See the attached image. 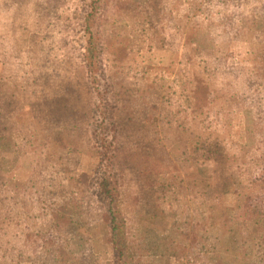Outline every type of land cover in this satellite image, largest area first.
<instances>
[{
	"label": "rangeland",
	"instance_id": "obj_1",
	"mask_svg": "<svg viewBox=\"0 0 264 264\" xmlns=\"http://www.w3.org/2000/svg\"><path fill=\"white\" fill-rule=\"evenodd\" d=\"M31 1L28 9L33 11L24 17L27 7L23 0H0V226L5 228L4 255L0 257H7L5 264H116L102 204L82 203L74 216L54 203L61 187L58 182L64 177L74 173L78 182L82 180L77 166L66 167V161L89 158L98 152V146H92L102 141L96 136L85 138L84 116L78 123L83 130L78 133L72 129L76 115L71 116L57 101L55 81L64 80V75L74 80L76 73L82 72L73 43L91 45V40L90 31L82 37L71 31L69 50L58 29H52V21L71 14L77 24L84 3L65 0L64 5L51 9L50 5L58 0ZM106 1L101 21L106 51L142 44V54L126 63V69L137 68L141 82L118 88L124 100L119 102L108 95L100 107L108 112L103 136L110 137L123 153L124 159H118L122 182L133 172L139 181L134 185L142 186L134 194L126 193L123 187L121 190L122 198L128 199L124 203L129 243L140 246L130 251L133 259L126 260V264H259L254 250L264 246V234L249 226L244 212L231 211L222 203L219 206L218 201L211 206L208 203L200 211L205 216L203 226V219L197 220L195 212L183 213V198L178 194L183 182H192L195 176L198 182H207L191 173L210 171L202 163L204 159L213 160L209 154L222 149L221 153L238 151L244 158L255 159L253 110L230 97L225 55L232 45L240 47L236 41L241 39L247 45L243 48L248 60L244 63L236 58L234 73L244 75L246 84H241L247 91L251 86L264 91V0ZM132 2L148 10L155 20L147 36L137 35L143 27L137 28L140 20L128 13ZM55 47L62 48L63 53L49 56ZM65 51H71L69 63L65 62ZM108 56L111 60L105 59L104 63L110 65L113 54L109 52ZM150 64L158 65V72L145 71ZM64 65L69 66L68 74L62 70ZM79 87L81 92L85 90L81 84ZM73 101L71 98L68 102L70 108L76 107ZM76 101L78 106L88 107L84 94ZM113 101L122 105L126 101L130 106L114 117L111 110L115 107L108 108ZM94 119L100 129L102 117L97 113ZM91 120L89 113L88 122ZM194 120L200 128L186 134ZM175 121L178 125L173 132L169 127L175 126ZM233 128L241 131L234 138L242 134L243 145L229 143ZM168 131L174 133L170 139ZM205 138L206 149L202 148ZM83 146L92 149L85 151ZM101 152L108 158L105 149ZM57 153L63 154V159L69 158L55 166ZM137 166L145 170L139 177ZM70 168L73 171L68 174ZM260 170L264 178V168ZM98 176L101 180L103 173ZM161 183L178 192L174 197L177 202L170 207L152 205V194ZM260 189H264V183ZM150 216L151 223L157 221L156 226L150 227L144 221ZM164 218L166 230L162 231L158 225ZM194 232H198L196 237L192 236ZM236 232L240 233L238 241L232 240ZM193 243L196 250H191Z\"/></svg>",
	"mask_w": 264,
	"mask_h": 264
},
{
	"label": "trees",
	"instance_id": "obj_2",
	"mask_svg": "<svg viewBox=\"0 0 264 264\" xmlns=\"http://www.w3.org/2000/svg\"><path fill=\"white\" fill-rule=\"evenodd\" d=\"M64 2L65 0H58L57 2L51 4L49 8L53 9L57 5H64ZM88 2L87 0H83L85 10L81 11L80 19L77 24L73 21V16L71 14L67 15L63 19H60V16H58L52 21V29H58V31L60 32L58 34L60 35V39L62 40L64 45H67L69 47V50H72L71 42L69 40L71 31L78 33L80 37H82L83 35L87 36L90 31L91 40V45L88 41V45L85 44V42L81 44L80 41H76L73 43V50L75 49V53L77 54V57H79L78 64L80 65V70L82 72H77L74 80H72L73 78L71 79L68 75H64V80H56L55 82L58 85L56 91L57 93H59V95L56 96L58 97V104L61 105V107L66 108L68 112H70L71 116L76 115L77 122L74 126H72V129H76L78 133L83 130V128L80 127L78 123L80 122L81 116H84L85 121L83 127H85V138L92 139L96 136V138H99L102 141H98L92 146V148H94L97 145L99 153L97 152L93 155L88 156L89 158L84 159L77 157L78 159H76L75 163L72 160H67L69 157L67 159H63L65 156L63 154L57 153V160L53 161L55 163V166H57L62 160H67L66 167H73V165L77 166V171L80 172L82 180L78 182V178L74 173L73 175L64 177L62 182H58L61 187L60 190H58L57 194L55 192L56 195L54 198V203H56V205L62 211H65L66 213L74 216L77 215V212L82 206V203H88L89 205L90 202L92 204H102L105 208L109 223V242L113 246L114 253L117 256V260L115 263L126 264V260L133 259L130 251L132 249L138 250L140 246H135L134 244L129 243L125 226L126 204L124 203V201L128 199L122 198L121 190L123 187L126 188V193L132 192L134 194L135 192L138 193L139 188H142V186L134 185L139 181L135 180L137 178V175H134L133 172L129 173V177L126 178V182H122V178L124 176H119V173L121 174L122 169L118 164V159H124V157H121L123 153H120L121 148L117 144H114V142L110 140V137L107 139L103 136V131L105 129L104 122H106L105 120L108 119V112L107 108H105L104 111L101 110L100 107L105 102V99L108 95L115 96L119 99V102L121 100H124L121 98L118 88H127L129 83L135 85L137 82H141V79L138 77L139 73L137 71V68L132 69V67H129L128 69H126V63L131 60L137 59L142 54V44L137 43L131 44L129 46L125 45L115 52L114 49L112 51H106V39L101 30V21L103 17V8L105 7L107 1L88 0ZM22 3H25L27 7L26 10L23 11V16H30V13L33 11V9L29 10L28 4H32V1L23 0ZM35 4L37 6L40 5L37 1ZM130 12L133 13L135 18H138L140 20L137 28L143 27L139 30L137 35L147 36L149 34L148 28L152 30V27L154 26L152 23L153 21H155L154 18L149 16L150 12L146 9L135 7V2H132L128 13ZM59 21L63 22L60 23ZM29 23L30 25H32L34 21L31 20L29 21ZM82 39L84 41L85 37ZM236 42L240 44V47L232 45L231 50H229L225 55V59L227 60L226 68H228V93L230 97L232 96V98L236 99L237 102H239L240 104L242 103L246 106L248 105V107L253 110V123L256 135V144L254 148L256 150L255 159L252 160L250 159V157L244 158L243 156H240L238 151L231 154H227L228 151H226L225 153H221L222 149L215 152L214 154H209V156L213 160L208 161L204 159V162L202 163H204V165H207L208 171L209 169L210 171L203 173L198 170L199 174L197 172L191 173V176L193 174L194 176L198 175L202 177V180H205L207 182H198L197 176H195L192 182H183V188H179V194L177 190L171 191L169 185L161 183L159 185V189L154 191L155 194H152L154 200L152 202V205H155L158 208L161 207V204L163 203V205L169 204L168 207H170L174 202H177L175 201L174 197L178 194L179 198H183V201H180L181 204H183V213H187L190 215L192 212H195V218L197 220H199L200 218L203 219L202 225L205 226V216H203L200 211L204 209L208 203L211 206L214 201H218L219 206L225 204L230 208L231 211L238 210L244 212L245 219L250 222L249 226L253 227V230L258 234L263 235L264 189L259 190V185L264 183L262 182L264 181L263 175L260 173V169L264 168V91H259L254 86H251L249 88V91H247V87L245 85L244 88L242 87L241 83L246 84L243 81V79H245L244 75L240 73H234L233 65L235 62H237V59L238 61L241 59L240 61H243L244 63L246 60H248V54L243 48L247 45H244L241 39L237 40ZM236 50L240 51L237 52ZM70 52L67 53L65 51V54H68L65 56V62H70ZM109 52L113 54V58L111 64L107 65L104 63V60H111V58L108 56ZM61 53H63L62 48L55 47L54 53L49 56L54 57ZM87 59H89L90 61ZM159 60L164 61L163 57H159ZM153 61L154 60H152V62ZM151 64L150 67H145L144 70H155L158 72L159 66L156 65L154 67V65ZM109 66L111 67V69L108 71L107 69L109 68ZM68 67L69 66L64 65L62 70L66 71ZM66 73L68 74V71H66ZM79 84L85 87V90L83 89L82 92V87H79ZM115 88H117V91L115 90ZM81 93L86 96L88 107H82L76 104V99ZM131 96L132 93L128 95L129 100L131 99ZM71 98L75 99L76 103L74 101L73 102L76 107H69L68 102ZM128 106H130V104L126 101L123 105L117 102L114 103L113 101L110 102L108 108L110 109L112 107H115L113 110H111L113 116L115 117L120 112L122 113ZM86 108H88V110L85 113L84 109ZM89 113L92 115V120L90 122H88ZM97 113L102 117L103 122V126H101L100 129L95 125L96 120L94 118L96 117ZM125 115L126 114H120L119 116L123 117ZM239 117H241V115H239ZM195 120L193 121V124L189 125L190 130L186 131V134L193 133L200 128L199 123H195ZM240 122L243 123L244 119H242ZM173 124H175V126L172 125L169 127V129L173 132H176L177 128L175 127H177L178 123L176 124L175 121V123ZM88 126H90L91 129H87ZM172 131L167 132L168 139L174 136V133ZM232 131L233 137L229 139V143L232 141L233 145H243L244 139H242V134L234 138V135L241 133V131L236 128H233ZM205 142H208L206 138L202 140V148L206 147ZM83 147L85 151L92 149L88 148V146ZM101 149H105V153L108 154V158H105L104 155L102 156ZM111 149L114 151H111ZM111 152L113 153L112 156ZM105 162V165L107 167L106 170H104ZM252 162H254V165L257 164L258 166L256 165L255 167L253 164H250ZM251 167H253L254 170H251ZM135 169L138 172V177L145 171L142 166H137ZM69 170L68 174L73 171V169L71 168ZM99 173H103V177L101 178V180L98 176ZM52 175L54 176V174ZM131 178L133 179V181H131ZM255 192H258V195L256 197L254 196ZM185 207L188 208L184 209ZM151 217L152 216L144 217V221L150 227L156 226L157 221H155V219L153 218L154 220L151 223V221L149 220V218ZM163 221L164 222H162V225H158L162 231L166 230V219L164 218ZM246 222L244 223L247 224ZM3 227L0 226V254L2 255H4V250L2 249V238L5 235V228ZM197 233L198 232H194V235L192 236L196 237ZM239 234L240 233L236 232L232 240L236 239L238 241ZM189 236H191V234ZM250 236L252 238V235ZM227 242L229 243V240ZM191 250H196V243L192 244ZM254 253H256V256L259 257V262L264 264V246L255 248ZM6 258L0 257V264H5ZM18 263L19 262H17V264ZM171 264H183V261H173Z\"/></svg>",
	"mask_w": 264,
	"mask_h": 264
}]
</instances>
